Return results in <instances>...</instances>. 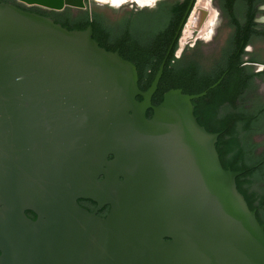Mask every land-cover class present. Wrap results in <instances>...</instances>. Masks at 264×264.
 Wrapping results in <instances>:
<instances>
[{"label": "water", "instance_id": "water-1", "mask_svg": "<svg viewBox=\"0 0 264 264\" xmlns=\"http://www.w3.org/2000/svg\"><path fill=\"white\" fill-rule=\"evenodd\" d=\"M211 3L215 27L199 45L208 59L230 30ZM165 60L142 92L135 66L100 47L91 26L68 31L0 3V264H264V228L237 190L241 173L223 169L219 134L193 114L205 92L172 89L151 104ZM78 199L110 212L102 219Z\"/></svg>", "mask_w": 264, "mask_h": 264}, {"label": "trees", "instance_id": "trees-1", "mask_svg": "<svg viewBox=\"0 0 264 264\" xmlns=\"http://www.w3.org/2000/svg\"><path fill=\"white\" fill-rule=\"evenodd\" d=\"M216 1L233 34L227 38L221 57L208 59V66H197L194 59L176 60L174 53L179 37L169 51L168 46L158 44L157 38L134 26L138 19L133 20L131 25L119 22L110 26L103 12L78 11L74 15V10L70 8L56 12L25 7L14 0H0V3L11 2L20 9L49 17L68 31H83L91 26L92 39L100 47L118 52L135 66L138 88L142 92L148 89L161 62L166 59L151 98L153 105L160 104L167 89H180L187 95L205 92L203 97L192 101L193 114L207 132L219 134L215 147L221 166L225 170L241 173L235 179L237 190L264 228V97L258 93L255 83L256 80L264 81V68L261 72H253L251 68L238 66L242 63L245 45L252 40H264V30L252 31V27L257 26L254 23L257 9L264 4V0ZM188 2H176L169 18L180 15ZM128 38L135 48L124 53L122 47ZM112 39L117 41L111 42ZM239 40L244 44H238ZM252 62L264 65L263 60L257 57L252 58ZM136 99L140 101L141 97Z\"/></svg>", "mask_w": 264, "mask_h": 264}, {"label": "flooded vegetation", "instance_id": "flooded-vegetation-1", "mask_svg": "<svg viewBox=\"0 0 264 264\" xmlns=\"http://www.w3.org/2000/svg\"><path fill=\"white\" fill-rule=\"evenodd\" d=\"M184 1L185 0H157L151 5L150 4L149 5L143 4L145 6H143V5H142V7L137 6L138 8L136 7L135 9H133L132 7H130L129 10L127 8H115V7H118L119 5L115 6V7H114V5L109 6L107 9L106 8L105 9L108 10L110 15H111L110 17H108V23L110 24V26H112L115 23L117 24L119 22H121V23L122 22H129L131 25L133 20L138 19V21L136 23L137 25H134V26L136 28L138 27L141 32L149 33L150 36H154L155 38H157L158 44L161 47L168 46L169 51H170V49L174 45V42L178 39V37L181 33V30L178 31V28H179V25H180L182 18L184 17V14L187 10V7L189 5L190 0L180 15H178V16L175 15L174 18L170 19L169 14H170V12H172L174 10L176 2L181 3ZM14 2L17 3L16 1H14ZM217 4L219 7L218 1H217ZM261 7H263V8H261ZM219 10H220V8H219ZM257 10L258 11L259 10L264 11V4L260 5ZM58 12H60V11H58ZM130 12H132V14H130ZM257 16H258V12L256 13L255 18H254V23L257 24V26L252 27L253 32L264 30V23L257 22L256 21ZM231 34H233V30L230 29L228 31L227 36L225 37L222 45H220L219 50L215 53V55L212 58L221 57L222 49L226 43L227 38H229L231 36ZM130 40L131 39L128 38V41L126 43H124V47H122L124 50V53H129L133 50V48H135L133 46V44L130 42ZM116 41L117 40H113V39L111 40V42H116ZM122 41H124V40L122 39ZM256 42L264 43V40L262 38L259 40H252L251 42L247 43L244 47V53L241 56L242 63L239 64L238 66H243L244 68L250 69L251 68L250 66L255 65L252 62V58H255V57L262 59L264 62L263 50H257L254 48V50H252V52H250L249 54H246L247 47H253ZM238 44L242 45V44H244V42L239 40ZM155 47H157V45ZM177 47H178V41H177ZM137 49H139V48H137ZM236 50L237 49L235 48L233 52L235 53ZM176 51H177V48H176L175 53H174V57L176 58V60H180L182 58H184L185 60L186 59H194L197 62V66H208V63H207L208 57L204 56L199 51V45H195V44L191 45L189 49H187L185 51L183 50L182 53L179 54L180 56H176ZM168 54H169V52H168ZM222 66H227V65L223 64ZM255 83H256V81H255ZM170 90H172V89H167L166 91L163 92L162 95H164L166 92H168ZM152 106H157V105L152 104ZM152 113L153 112L151 109L147 110L146 117H147V115L149 116L147 119L151 118ZM112 159H113V156L109 155L108 160L110 161ZM103 179H104L103 175H100L98 178L99 181H102ZM77 203L83 209L87 210L90 213H95L98 217H100L102 219L106 218L110 212V206L109 205H103L100 208H98V204L96 202H94L93 200H90V199H78ZM25 213L32 220H34L36 218L35 214L32 213L31 211H26Z\"/></svg>", "mask_w": 264, "mask_h": 264}, {"label": "rangeland", "instance_id": "rangeland-1", "mask_svg": "<svg viewBox=\"0 0 264 264\" xmlns=\"http://www.w3.org/2000/svg\"><path fill=\"white\" fill-rule=\"evenodd\" d=\"M76 0H74L73 2L75 3ZM143 0H85L86 5H87V9L86 10H78V9H73L74 10V15L78 12V11H84V12H92V11H97L98 13L103 12L104 14L107 15V17H110V13L108 10H106L109 6H118L115 8H127L129 10L130 7H132L133 9H135L137 6H142ZM155 0H151L150 5L154 2ZM209 2L211 3V0H209ZM149 5V4H148ZM212 6V3H211ZM29 8H33V7H29ZM37 8V7H36ZM106 8V9H105ZM138 8V7H137ZM103 9V10H102ZM258 12H262L260 13L257 18L256 21L257 22H262L264 23V11L259 10ZM191 13L189 14V16L187 17V19L185 20V23L181 29V33L179 35V39H178V47H177V51H176V56H180L179 54L182 53V51L187 50L190 48L191 45H200L202 44V38H208V36L210 35V33L212 32L213 28L215 27V23H213L211 30L209 31L208 34H205L203 36H197L198 32L200 31L201 28V24L197 23V24H188V28L186 29L187 23H188V19L190 17ZM187 30V33H186ZM188 31L192 32V36L188 37ZM186 38V41H185ZM185 42V44L182 46L181 44ZM257 49V50H262L261 48H259L258 46L254 45L253 47H247V52L246 54H249L250 52H252V50ZM264 52V50H263ZM263 69L261 68H257L255 69L253 72H261ZM258 92L264 97V82H258ZM258 140H260L258 138Z\"/></svg>", "mask_w": 264, "mask_h": 264}, {"label": "bare ground", "instance_id": "bare-ground-1", "mask_svg": "<svg viewBox=\"0 0 264 264\" xmlns=\"http://www.w3.org/2000/svg\"><path fill=\"white\" fill-rule=\"evenodd\" d=\"M38 1V0H35ZM151 0H143L141 4H150ZM201 24L200 31L198 32L197 36H203L205 34H208L209 31L212 28V25L214 23V16H213V10L211 3L209 0H196L194 8L191 12V15L188 19V23L186 26V29L188 28V24ZM187 33V30H186ZM188 37L192 36V32L188 31ZM186 41V38H185ZM185 42H183L181 45L183 46Z\"/></svg>", "mask_w": 264, "mask_h": 264}]
</instances>
